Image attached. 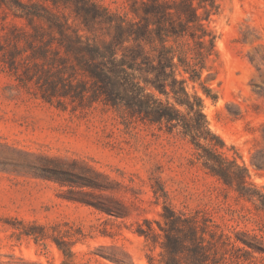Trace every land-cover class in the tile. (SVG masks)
Instances as JSON below:
<instances>
[{
    "label": "rangeland",
    "instance_id": "1",
    "mask_svg": "<svg viewBox=\"0 0 264 264\" xmlns=\"http://www.w3.org/2000/svg\"><path fill=\"white\" fill-rule=\"evenodd\" d=\"M32 1L49 5L96 40L110 39L116 21L134 18L132 0H92L113 25L97 21L84 31V20L73 4ZM216 1L220 14L213 17L212 26L219 56L204 80L219 98L206 99L205 112L211 129L229 149L238 151L252 180L264 188V168L254 161L256 153L264 155V97L257 93L264 87V0ZM34 25L48 29L40 20ZM32 31L25 19L0 9V32L11 38L1 39L6 51L13 46V34L31 39ZM48 39L44 32L42 41ZM34 41L42 44L41 39ZM20 44L27 47L23 39ZM27 49L14 70L0 55V264H62L52 239L37 242L20 234L24 225L33 223L81 228L86 236H78L81 241L73 249L78 264H116L101 256L109 253L125 264H149L150 256L159 259L160 248L136 230L144 219L161 221L164 205L183 213L207 211L231 235L239 230L261 234L264 216L237 199L201 163H192L193 149L183 136L102 104L73 109L45 102L34 81L21 80L26 81V64L32 65L25 59L31 55ZM29 68L33 77L37 72ZM90 169L104 175L100 181L109 190L70 188L51 178L52 171L91 175ZM154 188L167 196L156 197ZM101 195L118 201L124 216H110L87 204L100 201ZM154 227L160 232L156 223Z\"/></svg>",
    "mask_w": 264,
    "mask_h": 264
},
{
    "label": "trees",
    "instance_id": "2",
    "mask_svg": "<svg viewBox=\"0 0 264 264\" xmlns=\"http://www.w3.org/2000/svg\"><path fill=\"white\" fill-rule=\"evenodd\" d=\"M51 1L58 6V0ZM61 3L75 6L84 20V31L97 21L113 25L92 0ZM0 9L16 19H25L32 27L28 34L31 39L13 34V46L8 51L1 39L11 38L0 32V55L14 70L23 52L31 50L25 59L32 65L26 64V81L21 80L34 81L45 102L73 109L102 104L132 120L183 136L192 146V163H201L237 199L251 203L264 216V188L252 180L238 151L229 149L211 129L205 112L206 99L217 102L219 98L204 80L205 72L212 74L211 63L219 56L218 36L212 26L213 17L220 14L216 0H132L133 21H116V33L101 40L81 33L67 16L59 15L49 5L0 0ZM36 20L46 23L48 29L35 26ZM44 32L47 41H42ZM22 39L27 47L20 44ZM40 39L42 44L35 45L34 40ZM250 60L255 62L256 57L250 56ZM29 66L37 72L33 77ZM257 93L264 97V87ZM261 138L264 142V127ZM254 161L258 168H264V155L256 153ZM90 172L52 171L51 178L70 188L109 190L100 181L102 173L94 169ZM154 194L158 198L167 196L163 189L154 188ZM99 199L87 204L110 216H124L123 207L114 198L101 195ZM160 216L161 221L144 219L136 230L160 248L159 259L150 256L149 264H264V227L259 229L261 234L239 230L231 235L207 211L183 213L169 205L163 206ZM62 225L26 224L20 234L37 242L52 239L62 253V264H78L73 249L81 241L78 236L86 234L74 224L65 223V229ZM101 256L116 264L127 262L110 253Z\"/></svg>",
    "mask_w": 264,
    "mask_h": 264
}]
</instances>
